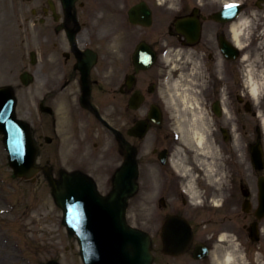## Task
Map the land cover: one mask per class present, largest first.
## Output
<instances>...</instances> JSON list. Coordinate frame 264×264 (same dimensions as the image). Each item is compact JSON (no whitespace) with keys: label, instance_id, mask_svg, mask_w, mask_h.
Here are the masks:
<instances>
[{"label":"flooded vegetation","instance_id":"1","mask_svg":"<svg viewBox=\"0 0 264 264\" xmlns=\"http://www.w3.org/2000/svg\"><path fill=\"white\" fill-rule=\"evenodd\" d=\"M179 3L181 8L176 12L166 4L158 6L156 0H0V64L9 62L11 53L16 52L8 77L15 82L27 72L33 78L30 84L18 83L16 88H22L28 97L25 110L33 111L32 104L35 107L37 123L32 131L41 147L46 175L60 177L69 171H83L106 177L102 192L109 194L114 188L113 174L124 157L123 144L129 141L133 145L141 169L156 178L159 199H164L160 206L163 213L156 224L173 213L186 218V251L165 254L158 234L153 239V264H210L214 245L221 256L226 250L228 241L216 243L217 235L225 231L238 236L251 260L255 251L264 253V216L259 217L258 188V177L264 171L251 169L244 175V169H234L223 188V206H211L209 198L219 193L197 167L199 161L188 142L182 174L174 169V160L179 159L174 152L177 143L171 95L181 86L187 93L198 87L199 83L192 84V80H206L201 108L211 116L221 140L222 129L230 135L233 123L236 129L244 130L250 145L258 140L261 126L256 110L247 96H240L239 57L243 53L231 51L227 55L225 49H235L230 43L229 24L242 13L256 9L264 24V0H244L243 4L238 0H204L203 7L197 0ZM229 4L235 7L229 9ZM165 41L168 48L191 54L193 63L182 58L174 61L177 68L166 67L161 59ZM142 44L155 55L144 68L136 58ZM256 44L254 35L251 47L244 51L253 55L260 52L264 57V49H257ZM197 60L202 65L192 75ZM221 60L223 80L217 79ZM222 85L227 86V108L234 113V120L223 114ZM260 108L264 109V100ZM189 118L186 112V121ZM140 123L147 127L143 137L137 129L134 131ZM47 132L53 135L50 142L44 138ZM225 143L228 146L231 141ZM164 149L168 150L165 165L160 160ZM230 159L231 164H238L236 154ZM181 186L187 192L183 191V196ZM201 195L204 205L193 207L189 198ZM209 234L211 239L207 238Z\"/></svg>","mask_w":264,"mask_h":264},{"label":"clouds","instance_id":"2","mask_svg":"<svg viewBox=\"0 0 264 264\" xmlns=\"http://www.w3.org/2000/svg\"><path fill=\"white\" fill-rule=\"evenodd\" d=\"M239 3L243 4L244 0H238ZM158 6H165L172 11L179 12L181 5L179 0H156ZM197 4L203 7L204 0H197ZM258 29V31L256 30ZM229 34L231 36L230 43L232 46L240 53H243L239 59L242 65L241 68V91L240 96L243 98L247 96L249 103L256 110L255 115L262 129H264V109L260 108L261 101L264 100V57L261 53L253 55L250 52H245L246 48L251 47L252 39L255 35L257 37V49H264V24L261 23L260 14L256 9H252L247 14H241L235 22L229 24ZM165 51L161 53V59L163 64L170 68L175 69L178 64L174 61H180L182 58L189 64L193 63L191 54L183 55V49H172L167 47V42L165 41ZM221 66L217 71V79L223 80L224 75L222 71L223 61H218ZM202 65V61L197 60L195 62V67L191 69V74H196V68ZM165 83H167V77L165 78ZM192 84H198L199 86L192 89L195 95H189L187 92L182 98V104L184 110H191L192 108L201 109V115L192 116V122L201 121V132L197 137V142L203 147V143L208 137L212 135L215 131L214 121H212L211 116H207L208 122L212 123V127H208L205 123L206 113H203L201 108L203 101V90L207 87V81L198 82L195 80L191 81ZM161 98L163 99V93H161ZM229 100L227 86L222 85L220 89V102L223 106V114L228 120H234V113L227 108V102ZM236 125L233 123L232 131L235 132ZM175 132L176 129L174 128ZM239 134L233 137L234 148L239 149ZM214 143V140H213ZM215 151L222 157L223 153L220 147L217 145ZM240 153L238 152V155ZM214 181H209V186L214 187L219 195H213L209 198L208 203L216 208L222 207L225 200V195L223 193V188L225 185L229 184L230 173L223 169H213ZM218 172V175L216 174ZM181 190H186L181 186ZM189 202L193 207H202L205 203L203 196L193 199L189 198ZM3 210H0L2 212ZM230 237V240L228 238ZM208 239L212 238L209 234ZM228 241L226 250L223 252L222 256L215 252L214 245L213 251L210 253V264H264V253L257 250L253 253L251 260L248 257L247 250L243 247L240 239L235 233L221 232L216 237V243Z\"/></svg>","mask_w":264,"mask_h":264},{"label":"rangeland","instance_id":"3","mask_svg":"<svg viewBox=\"0 0 264 264\" xmlns=\"http://www.w3.org/2000/svg\"><path fill=\"white\" fill-rule=\"evenodd\" d=\"M153 209V205L142 207L137 216H150ZM0 210V264H44L51 259L62 264L83 263L79 242L64 225L63 211L53 200L52 188L44 177L32 182L13 175L2 134Z\"/></svg>","mask_w":264,"mask_h":264},{"label":"water","instance_id":"4","mask_svg":"<svg viewBox=\"0 0 264 264\" xmlns=\"http://www.w3.org/2000/svg\"><path fill=\"white\" fill-rule=\"evenodd\" d=\"M2 106L0 105V108ZM7 107V104H6ZM2 109H4L2 107ZM11 116L12 112H11ZM10 119L11 117L8 119V121L4 118L1 119V123H0V127L2 131H8L9 130V135L11 137V144L12 147V155L10 156L11 162L12 164L15 166L16 168V173L18 175H23L25 174V172H28V167L31 166L32 162H33V155H30V146L27 144V141L24 138V134L21 132V128H19L18 125H15V127H17L16 130H12L11 129V125H10ZM11 129V130H10ZM5 131V132H6ZM17 131H19V135H16V133H18ZM16 135V136H15ZM23 158H24V162H23ZM27 166V169H26ZM132 169V168H130ZM136 174V171L133 169L131 170V172H128L127 170H125L121 175H120V182H119V186L120 188H131V184H132V179L134 178ZM73 185V184H72ZM69 186V185H68ZM74 187L76 186H71L69 187V190L67 191V195L65 194L63 197L61 198H65V196L67 197L65 200L62 201V199L58 200L59 202L64 206V208L66 209V221L71 225V229H77L80 232L81 235V241L83 244V248H84V257L86 259V261H89V256H90V251H89V238H88V232H89V224L81 222L79 219H75V205L76 203L81 204L82 205V209H83V201H82V197L79 198H74L73 194H74ZM108 209H110L112 212H114V210L112 208H110L109 205L103 203ZM106 207H102L103 210H101V212H104V215L107 213L108 209ZM95 207L91 208V212L93 213ZM75 219V220H74ZM127 237L128 240L133 239L135 240V236L132 232H130L129 229H127ZM141 252H142V256H146V247H142L141 246Z\"/></svg>","mask_w":264,"mask_h":264},{"label":"bare ground","instance_id":"5","mask_svg":"<svg viewBox=\"0 0 264 264\" xmlns=\"http://www.w3.org/2000/svg\"><path fill=\"white\" fill-rule=\"evenodd\" d=\"M184 94L185 93L183 92L181 95H178L176 97L181 98V101H182V98H183ZM182 106H183V104H182ZM179 111H181L183 114H186V110H184L183 107H180L179 108ZM195 115H199V113L197 112ZM185 122H186V119L182 120L181 117H180L179 129H180V132L182 134V139L186 143V125H185ZM197 126H199L200 131L199 130H193L194 128H198ZM193 129H191L189 131V136H190L189 142L190 143H195L196 146H199L203 150V154H205L206 156H210L211 155L213 157L214 154H215V150L210 145V143L208 142V140H206L203 143V147H201L200 144H198V142H197V137H198V135L201 132V121H196V125H194ZM207 167L208 168H212V164H209L208 163L207 164Z\"/></svg>","mask_w":264,"mask_h":264},{"label":"snow or ice","instance_id":"6","mask_svg":"<svg viewBox=\"0 0 264 264\" xmlns=\"http://www.w3.org/2000/svg\"><path fill=\"white\" fill-rule=\"evenodd\" d=\"M226 7L231 9V8L235 7V5L234 4H229V5H226Z\"/></svg>","mask_w":264,"mask_h":264}]
</instances>
